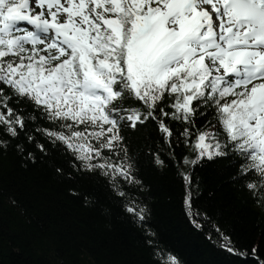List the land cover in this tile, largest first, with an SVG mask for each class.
<instances>
[{"label": "snow or ice", "instance_id": "snow-or-ice-1", "mask_svg": "<svg viewBox=\"0 0 264 264\" xmlns=\"http://www.w3.org/2000/svg\"><path fill=\"white\" fill-rule=\"evenodd\" d=\"M41 119L52 127L28 129ZM149 121L170 149L196 153L185 165L237 157L234 179L264 205V0H0V149L21 133L29 143L40 134L74 169L98 173L126 197L121 185L141 182L121 129ZM154 161L164 165L158 153ZM180 175L186 215L202 230L191 177ZM124 211L145 226L157 264H179L154 244L146 206L129 199ZM213 231L218 247L248 255Z\"/></svg>", "mask_w": 264, "mask_h": 264}, {"label": "trees", "instance_id": "trees-1", "mask_svg": "<svg viewBox=\"0 0 264 264\" xmlns=\"http://www.w3.org/2000/svg\"><path fill=\"white\" fill-rule=\"evenodd\" d=\"M206 119H212L211 113ZM204 122L198 119L196 126ZM165 123L174 131L183 127L170 120ZM37 126L52 127L41 119L28 129ZM35 135L29 143L21 133L0 149V264H157L159 258L146 243L145 226L124 211L129 199L146 206V227L155 233L154 244L179 264H257L253 248L264 261V205L256 204L245 180L234 179L238 158L231 153L185 165L183 158L194 159L196 153L183 144L170 149L154 122L135 130L122 128L141 183L122 184L127 196L120 197L98 173L77 171L62 147ZM38 143L45 145V152ZM157 153L163 166L155 164ZM181 172L191 177L192 210L200 214L202 230L194 228L186 215L188 190ZM214 226L248 255L218 247Z\"/></svg>", "mask_w": 264, "mask_h": 264}]
</instances>
